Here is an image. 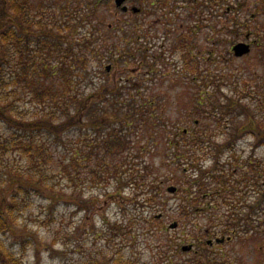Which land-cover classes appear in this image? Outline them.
<instances>
[{"label": "rangeland", "instance_id": "1", "mask_svg": "<svg viewBox=\"0 0 264 264\" xmlns=\"http://www.w3.org/2000/svg\"><path fill=\"white\" fill-rule=\"evenodd\" d=\"M31 1L38 5L43 0ZM86 1L91 6L98 3V21L103 23L98 28V21L89 23L77 36L93 32L102 37L103 45L108 46L104 54L111 58L94 73L93 83L82 81L77 89L91 96L108 81V97L116 103L133 99L146 117L140 118L138 112L128 120L122 150L104 161L111 167L120 165L118 176L94 181L91 187L84 180L92 182V167L98 166L96 156L82 164L79 199L89 201L87 209L57 205L59 201L49 207L46 201L37 199L26 213L17 215L13 231L5 237L6 244L22 264H83L93 258L115 264L119 257L139 264H195L198 258L206 261L208 256L217 264H264V227L250 235L229 226L224 213L234 205V196L229 197L228 204L221 202L216 208L208 200L220 188L218 178L212 176L223 173L238 181L245 173L255 174L250 166L257 162L264 166V147H257L250 134H239L244 137L236 144L232 142L233 150L221 156L219 171L213 169V156L218 152L209 148L214 151L216 145L202 140L211 135L212 141L224 144L228 141L225 124L212 117L210 103L215 97L208 98L203 81L186 72L183 61L184 55H190L199 60L204 74L232 76L222 86L223 103V95L235 96L234 76H241L244 83L257 89L264 76V43H259L264 38V0H227L219 10L212 0H130L127 12L118 8L115 0ZM133 8L142 9V13H134ZM239 42L251 44V52L236 57L232 48ZM256 95L264 100V91L256 90ZM91 99L99 102L102 98ZM127 110L134 112L132 106L123 111ZM239 114L232 118L240 128L231 132L242 130L246 124L245 116ZM117 124L114 121L111 126ZM231 124L232 120L227 125ZM70 136L77 139L80 133L74 129ZM97 137L91 133L86 143L94 153L100 151L94 141ZM191 140L195 141L193 145ZM88 166L90 169H84ZM132 170L144 176L140 184L129 183L127 187L126 176ZM205 170L206 178L200 179ZM60 181L58 190L70 187ZM200 185L206 196L200 194ZM170 186L177 191L170 193ZM246 192L248 189L237 196L242 198ZM254 192L249 193L253 201ZM183 209L187 213L184 218ZM175 222L178 227L172 229ZM112 225H122L125 230L107 238ZM26 238L31 242L24 250L20 245ZM208 238H225V242L216 243L213 249L205 250L206 255L198 257L195 251L187 254L182 250L183 245L199 239L206 244Z\"/></svg>", "mask_w": 264, "mask_h": 264}, {"label": "trees", "instance_id": "2", "mask_svg": "<svg viewBox=\"0 0 264 264\" xmlns=\"http://www.w3.org/2000/svg\"><path fill=\"white\" fill-rule=\"evenodd\" d=\"M212 1L213 5H219L218 10L222 3L227 2ZM97 4L91 6L86 0H55L47 4L43 0L38 5L31 0H0V264L23 263L4 241L6 235L13 231L17 215L26 213L37 199L46 201L49 207H54L58 201L57 205H69L76 210L88 206V200H80L82 164L96 156L98 166L92 167L93 180H84L91 187L94 181L104 182L110 175L118 176L120 165L111 167L104 161L122 150L128 120H132L138 112L140 118L146 117L145 111L137 108L133 99L131 103L129 99L116 103L108 97V81L101 84L98 94L91 96H85L81 89H77L82 81L91 80L93 83L94 73L103 67L104 60L111 58L105 56L108 46L103 45L102 37L93 32L79 33L77 36L82 27L99 20ZM99 23L103 21H98L95 25L97 28L101 26ZM108 30L112 31V27ZM263 39L259 40L260 44L264 43ZM183 61L184 70L203 81L208 98L215 97L210 103L212 117L219 124L223 123L220 120L225 124L228 141L224 144L212 141L211 135L202 140L203 143L216 145L214 151L207 146L210 152H218L213 156V169L219 171L221 156L232 151L233 143L244 137L239 134H250L257 147H264V100L256 95V90L264 91V76L261 83L256 85L257 89L246 81L244 83L241 76H234L235 96L223 95L226 101L223 103L220 101L222 86L232 76L204 74L199 60L190 55H184ZM78 77L81 81H77ZM211 78L212 83L209 82ZM91 97L103 100L97 102ZM244 100L248 103H242ZM101 103L103 105H98ZM126 106H132L134 112H124ZM239 113L245 116L246 124L241 127L242 130L231 132L240 128L232 118ZM231 120V126L227 125ZM114 121L118 124L111 126ZM85 122L87 125L83 124ZM74 129L80 133L77 139L70 136ZM89 131L98 135L94 141H97L100 151L96 153L89 151L88 147L91 146L86 144L91 134ZM193 143L195 141L191 140L190 144ZM257 166L258 162L251 164L255 174L245 173L238 181L223 173L212 176L218 178L220 188L208 197L209 203L216 208L221 206V202L228 204L229 197L234 196V205L229 206L230 211L224 213V217L228 219L230 227L250 235L264 227V166ZM88 168L90 166L84 169ZM145 168L148 169V166ZM199 170L203 171L202 167ZM206 174L205 170L202 176L200 174V179L206 178ZM143 176L140 171L132 170L126 176L125 186L128 187L129 183L140 184ZM60 180L70 187L58 190ZM68 188L70 191H67ZM247 189L248 193H244L242 198L237 196ZM253 190L254 201L249 196ZM200 194L207 195L202 185ZM246 195L249 199H246ZM182 211L181 217L184 218L187 213L184 209ZM123 230L122 225H112L107 238L117 237ZM24 240L27 241L20 246L25 250L26 243H30L31 239ZM116 263L139 264L124 261L122 257L116 259ZM83 264L104 262L93 258ZM195 264L217 262L208 256L206 261L198 258Z\"/></svg>", "mask_w": 264, "mask_h": 264}, {"label": "water", "instance_id": "3", "mask_svg": "<svg viewBox=\"0 0 264 264\" xmlns=\"http://www.w3.org/2000/svg\"><path fill=\"white\" fill-rule=\"evenodd\" d=\"M127 0H115V3H116V6L119 7V8H122L123 11H127L128 10V7L125 4ZM133 11L134 12H138L139 9L138 8H133ZM247 37H249V35H247ZM233 52H234V55L237 56V57H242L246 54H249L251 52V45L248 44V43H245V42H239L237 44H235L233 46ZM110 68V66L108 67V69ZM168 191L170 193H175L177 191V187L175 186H170L168 188ZM178 224L175 222L171 225V228L175 229L177 228ZM228 240H230V238H228ZM225 241V238L223 239H217V242L218 243H223ZM192 249V245H185L183 247V250L184 251H190Z\"/></svg>", "mask_w": 264, "mask_h": 264}, {"label": "flooded vegetation", "instance_id": "4", "mask_svg": "<svg viewBox=\"0 0 264 264\" xmlns=\"http://www.w3.org/2000/svg\"><path fill=\"white\" fill-rule=\"evenodd\" d=\"M128 2H130V0H128L126 2V5H127ZM139 12L142 13V9H139ZM208 233H209V231H208ZM209 237H211V234L209 235ZM212 241H213V239L208 238V240L206 241V244L205 243L203 244V240L202 239H199V240H197L196 243L191 244L193 246V248L190 251H186V253L187 254H192L195 251V254H194L195 257H198L199 255L201 256V255H203V254L206 253L205 250H207V249H210V250L213 249L212 247H214L216 243H213ZM205 246H207L208 248L205 247ZM182 250H183V246H182Z\"/></svg>", "mask_w": 264, "mask_h": 264}]
</instances>
